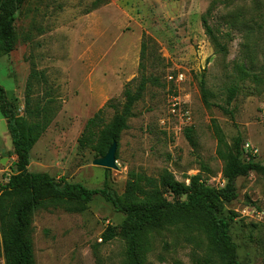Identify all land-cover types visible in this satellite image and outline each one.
<instances>
[{
	"label": "rangeland",
	"instance_id": "1",
	"mask_svg": "<svg viewBox=\"0 0 264 264\" xmlns=\"http://www.w3.org/2000/svg\"><path fill=\"white\" fill-rule=\"evenodd\" d=\"M14 32V48L0 57V85L20 115L28 97L29 107L44 109L50 120L30 151V171L94 188L110 169L118 194L131 170L159 177L168 169L185 182L201 172L208 186L222 188L224 161L213 118L231 146L242 140L243 160L251 154L264 165V0H25ZM143 40L149 49L141 60ZM141 61L153 81L121 133L118 167L96 165L101 156L79 144L85 125L111 99L120 108ZM179 69L187 77L179 91L193 116L192 125L181 128L163 123L174 87L167 74ZM201 79L210 105L203 102ZM115 111L107 109L106 122ZM16 158L0 109V186L16 172ZM236 186L237 198L220 215L229 220L239 260L264 264V169L238 177ZM69 206L34 213L36 264H126L125 237L103 240L108 227L120 232L126 215L100 194L85 211ZM140 242L145 264H210L208 238L195 227L146 230ZM0 264H6L1 241Z\"/></svg>",
	"mask_w": 264,
	"mask_h": 264
},
{
	"label": "trees",
	"instance_id": "2",
	"mask_svg": "<svg viewBox=\"0 0 264 264\" xmlns=\"http://www.w3.org/2000/svg\"><path fill=\"white\" fill-rule=\"evenodd\" d=\"M24 1L0 0V57L14 48L15 13ZM207 29L210 31V27L207 26ZM148 49L149 42L143 40L141 60L148 56ZM139 67L140 76L136 83L131 80L124 86L120 108L115 99H111L88 119L79 140L81 147H90L97 156H104L114 141L119 142L121 133L128 127L135 104L142 99L148 84L153 81L145 73L146 66L142 61ZM200 91L203 102L210 105L208 90L202 79ZM235 93V88L229 90V101ZM29 102L27 97L26 113L20 115L0 85V109L7 120L17 157L16 172L0 186V241L6 264H36L32 224L33 215L38 209L68 202L69 209L85 211L96 194L112 203L117 212L126 215L120 232L108 227L103 233L105 242L119 233L125 237L126 264H145L140 239L146 230L180 224L187 228H198L206 234L211 248L207 263L243 264L230 233L229 220L220 215V210L225 203L237 198V178L252 170L264 169V165L254 162L255 156L251 154L248 160H243L242 140L237 138L231 146L215 118L212 119V126L218 139L217 154L224 161L223 176L226 179L222 188L208 186L201 172L187 176L190 180L185 182L177 180L168 169L163 170L159 177L131 170L124 192L118 194L109 179L110 169L106 170L103 185L94 188L81 182L56 180L47 172L28 169L30 151L50 123L48 113L39 107L32 110ZM108 108L116 111L106 122ZM167 194L172 198H168Z\"/></svg>",
	"mask_w": 264,
	"mask_h": 264
},
{
	"label": "built area",
	"instance_id": "3",
	"mask_svg": "<svg viewBox=\"0 0 264 264\" xmlns=\"http://www.w3.org/2000/svg\"><path fill=\"white\" fill-rule=\"evenodd\" d=\"M167 79L169 83L173 84V94L168 101V113L169 119L163 120L165 124L166 121L169 123L175 122L180 126H190L193 123L192 112L188 106V102L185 97L181 95L179 89L182 84L186 81L187 77L184 71L177 70V72H169L167 74Z\"/></svg>",
	"mask_w": 264,
	"mask_h": 264
},
{
	"label": "water",
	"instance_id": "4",
	"mask_svg": "<svg viewBox=\"0 0 264 264\" xmlns=\"http://www.w3.org/2000/svg\"><path fill=\"white\" fill-rule=\"evenodd\" d=\"M118 150V142L114 141L109 147L107 153L104 156L97 157L93 160L96 165L104 166L106 168H117L116 154Z\"/></svg>",
	"mask_w": 264,
	"mask_h": 264
}]
</instances>
